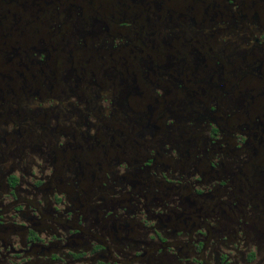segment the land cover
Masks as SVG:
<instances>
[{
	"label": "flooded vegetation",
	"instance_id": "obj_1",
	"mask_svg": "<svg viewBox=\"0 0 264 264\" xmlns=\"http://www.w3.org/2000/svg\"><path fill=\"white\" fill-rule=\"evenodd\" d=\"M0 264H264V0H0Z\"/></svg>",
	"mask_w": 264,
	"mask_h": 264
}]
</instances>
